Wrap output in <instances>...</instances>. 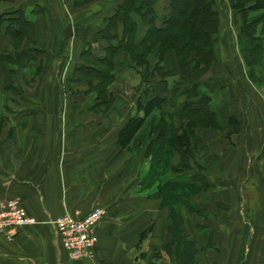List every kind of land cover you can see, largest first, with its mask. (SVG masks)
Instances as JSON below:
<instances>
[{
	"label": "crops",
	"instance_id": "crops-1",
	"mask_svg": "<svg viewBox=\"0 0 264 264\" xmlns=\"http://www.w3.org/2000/svg\"><path fill=\"white\" fill-rule=\"evenodd\" d=\"M121 1L73 7L71 0H0V201L18 199L36 220L11 240L0 237V264H178L174 246L171 254L163 252L171 240L169 208L149 195L152 188L139 187L149 164L144 149L133 158L116 141L121 124L142 114L136 108L141 70L125 51L116 52L111 71L135 80L137 96L107 88V97L122 106L109 110L117 118L113 125H105L104 115L85 104L91 97L88 86L98 81L84 77L92 67L87 58L104 54L109 41L99 30ZM159 1L156 25L169 5ZM218 16L220 27L227 13ZM133 18L138 43L148 25L137 14ZM226 31L217 43L218 60L199 79L221 128H196L188 171L209 188L190 195L198 212L179 209L186 236L198 249L197 264H264V76H247L233 44L240 31ZM70 43L74 53L62 84L58 58ZM148 62L150 69L156 63L151 57ZM77 67L82 68L78 77ZM162 67L174 77L159 78L161 83L151 79L148 86L166 98L162 110L176 118L184 100L180 90L188 82L175 57L166 55ZM178 162L176 154L171 163ZM96 206L105 210L97 248L91 258L71 260L51 220Z\"/></svg>",
	"mask_w": 264,
	"mask_h": 264
},
{
	"label": "trees",
	"instance_id": "trees-1",
	"mask_svg": "<svg viewBox=\"0 0 264 264\" xmlns=\"http://www.w3.org/2000/svg\"><path fill=\"white\" fill-rule=\"evenodd\" d=\"M86 1L77 0L80 4ZM157 1L122 0L108 18L106 25L99 30V35L109 41L104 54L100 57L92 56L91 59L104 61L106 67L102 70V74L104 77H114L115 74L111 70L114 67V56L117 51H125L130 64L139 68V65L146 67L149 56L154 54L157 61L151 69L148 67L150 74L145 77L146 81H150L155 72L159 74L161 80L170 74V71H165L162 67L164 56L171 50L178 53L177 67L188 82L180 90L184 96L178 111L180 124L176 127L171 120L173 115L162 110L166 98L153 93L148 86L149 88L141 91L136 101V108L142 114L126 119L118 130L116 141L126 150H139L137 137L146 119L155 110L162 115L156 123V134L146 146L145 158L149 160L148 170L139 181V187L141 190L152 188L149 195L159 198L161 204L169 208L168 230L171 233V240L163 246V252L171 254L174 246L178 264H195L198 249L186 236L179 208L186 206L198 212L189 196L191 193L209 188V184L198 183L192 179L188 171L193 168L191 161L195 147L193 142L195 128L199 126L221 128L211 105V97L203 90L199 81L211 63L219 58L215 43L219 16L214 7V0H169L167 14L162 18L161 24L156 25L154 6ZM229 6L241 18L238 35L241 50L251 51L260 48L264 43V0H229ZM133 14H137L148 25L144 37L138 43L134 42L136 21ZM157 35L159 38L153 43ZM179 39L182 40L180 44ZM112 40H116V44H112ZM81 70L80 67L75 69L77 77ZM94 72L87 77L89 83L93 78L98 77V71ZM100 98L101 102L111 101L107 97V89L101 90ZM175 154L180 156L176 165L171 163ZM158 167L162 171L158 172ZM146 232L147 230L141 233V239ZM211 236L209 232V244Z\"/></svg>",
	"mask_w": 264,
	"mask_h": 264
},
{
	"label": "rangeland",
	"instance_id": "rangeland-1",
	"mask_svg": "<svg viewBox=\"0 0 264 264\" xmlns=\"http://www.w3.org/2000/svg\"><path fill=\"white\" fill-rule=\"evenodd\" d=\"M94 1L93 0H87L86 2L80 4L77 2V0H71V3L73 5V7H79V6L81 7L83 5L84 6L92 5L94 3ZM159 4H161L162 7H165V5L167 6V4L165 3V0H160ZM214 7H215V9H217L218 14H221L222 16L227 13V17H225L227 20H225L223 22L222 26H220L218 28L216 36H215V39H216L215 43L217 44L223 38L222 36H224V33L226 34V32H227L226 30L234 29V30H236V33H237V31L239 30L240 24H241V18H240V15L236 11H234L230 8L229 0H214ZM250 19L251 18H248V20H250ZM229 34L230 33L228 32L227 33L228 37H229ZM158 38H159V35H157L153 39V43ZM234 40H235V38H234ZM178 42L180 44V43H182V40L179 39ZM237 42H238L237 44H235V43H233V44L240 53L241 59H242L244 65H245V68H246L247 76H249V78H251L252 80L259 78V76H264V43L260 48L253 49L251 51L248 49H246L245 51H242L240 48L241 46L239 44V38H237ZM17 43L19 44L20 41L15 40V44H17ZM217 50H218V48H217ZM73 51H74V44L70 43L69 45L64 47V49L62 51L63 53L58 58L59 63L57 64L56 72H57L62 84H63V81L66 80V77L63 79V76L64 75L66 76L67 71H68V64L67 63H68L69 55H72L74 53ZM166 55H170L172 61L174 60V57L176 59H178V53L175 50L169 51ZM165 56H164V59H165ZM149 57H151L152 62L157 61V57L154 54L150 55ZM164 59H163V61H164ZM87 60H88L87 62L93 64V66L91 68H89L88 71L84 72V77L87 78L91 74H94L95 73L94 71H98V81L95 84L93 83V84H90L88 86V92L91 94V97H89L85 101V104L86 105L89 104L90 109L98 110L104 115L105 125H111V124L113 125L115 119H117V118L116 117H110V115H109L110 111L109 110H111V108H118V107L122 109V106L120 105L121 103L120 102H114V101L101 102L100 101L101 100V98H100L101 90L102 89L106 90L107 88H110V87L118 88V89H121V91L123 93H125L127 96L136 97L137 96L136 92L138 90V88L135 85L136 81L128 78L127 74H124V76H121L120 78L109 77V76L104 77V74H102V70L106 67L105 62L104 61H94L93 59H89V58H87ZM139 66L141 69L140 81H141V85H142L141 86L142 90L144 88H149L148 84L151 81V79L153 82H156V83H158V82L161 83V81H164V80L159 81V78H161V77L156 72L153 74L154 77H152L150 79V81L149 80L146 81L145 77H148L150 74V72H148L149 71L148 67L150 66L149 62H148V65L146 67H144L143 65H139ZM78 76H80V74H78ZM168 76L174 77V74L171 73ZM107 112H108V114H107ZM161 117H162V115L157 110H155L151 114V116H149L146 119V123H145L143 129L140 131V133L137 137L139 140V144H140L139 149H140V147H142L144 149V153L142 152V155L144 157H145L146 146H147L148 142L151 140V138H153L154 135L156 134V131H157V129H155L156 125H157L156 123H158V121L161 119ZM165 119H167V118H165ZM171 120L176 127L181 122V119L179 117L172 118ZM115 126H118V124L114 125V129H115ZM199 127L202 128V126H199ZM199 127H197V128H199ZM203 128H209V127H203ZM196 136H197V130L195 128L194 140H193L194 146H195ZM195 148L196 147H194V149ZM139 151H142V149L132 151L133 152V158L134 157L137 158L140 155ZM179 158H180V156H179ZM160 170L162 171V169L158 167L157 171L159 172ZM157 179H159V178L157 177ZM189 199H190V196H189ZM195 264H197L196 259H195Z\"/></svg>",
	"mask_w": 264,
	"mask_h": 264
},
{
	"label": "built area",
	"instance_id": "built-area-1",
	"mask_svg": "<svg viewBox=\"0 0 264 264\" xmlns=\"http://www.w3.org/2000/svg\"><path fill=\"white\" fill-rule=\"evenodd\" d=\"M104 215L105 210L96 206L81 215L65 213L51 220L55 235L69 259L79 260L93 256L99 239L97 227ZM35 221L26 214L18 199L0 201V237L11 240L21 226Z\"/></svg>",
	"mask_w": 264,
	"mask_h": 264
}]
</instances>
